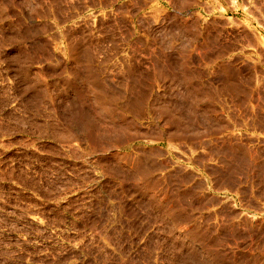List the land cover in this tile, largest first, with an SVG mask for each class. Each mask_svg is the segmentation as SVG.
<instances>
[{
  "label": "rangeland",
  "instance_id": "1",
  "mask_svg": "<svg viewBox=\"0 0 264 264\" xmlns=\"http://www.w3.org/2000/svg\"><path fill=\"white\" fill-rule=\"evenodd\" d=\"M0 264H264V0H0Z\"/></svg>",
  "mask_w": 264,
  "mask_h": 264
}]
</instances>
